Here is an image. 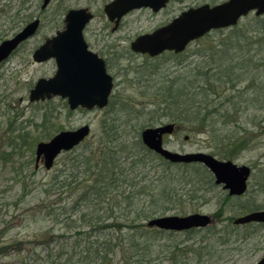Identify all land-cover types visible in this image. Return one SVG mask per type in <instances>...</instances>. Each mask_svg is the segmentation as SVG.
I'll list each match as a JSON object with an SVG mask.
<instances>
[{
    "label": "rangeland",
    "instance_id": "obj_1",
    "mask_svg": "<svg viewBox=\"0 0 264 264\" xmlns=\"http://www.w3.org/2000/svg\"><path fill=\"white\" fill-rule=\"evenodd\" d=\"M109 1L54 0L42 11V0H0V38H11L34 16L41 20L34 38L0 68V264H48V256L56 253H74L77 259L88 236L98 237L109 232L118 234L116 238L121 243L113 258L114 264L133 262L132 253L126 250L122 240L128 230L115 226L117 214L107 210L103 200L93 201L96 212H92L90 201H78L91 183L89 173L83 172L85 167L78 162L85 155L93 163L96 160L94 153L97 151L98 155V150L105 145L102 144L106 139L104 121L113 118L120 121L116 124L128 140L136 139L146 127L169 123L158 118L165 116L166 110L157 107L155 88L165 76L171 77L180 71L186 77L196 66L199 69L209 66L208 69L215 68L233 78L229 83L212 82L221 96L219 101L227 98L223 109L232 112L229 117L217 119L215 128L231 139L215 143L209 130L201 133L203 128L178 125L173 135L165 137V147L178 153H218L239 166H249L253 173L247 193L240 199L227 200L226 191L217 186L206 192L202 200L182 203L177 211L168 212L167 216L207 214L213 223L202 230L156 234L154 244L161 246L162 251L152 257L150 264L257 263L264 256V224L236 225L234 233H229L235 226V218L242 215L238 212L239 206L249 200L264 205V193L258 187L264 173V16H247L236 28L207 35L180 55L164 53L152 59L131 52V41L171 21L183 7L199 0H172L162 13L143 10L131 14L114 32L103 11ZM79 7L89 8L94 14L84 39L106 60L113 76L110 106L89 112L69 111L61 98L30 102L29 92L37 80L53 75L55 70L53 62H33L32 51L46 37L62 29L67 10ZM224 111L220 110L219 115ZM82 125H89L91 134L82 144L59 155L52 170H47L43 163L37 169L34 167L36 146L40 142ZM176 171L171 167V172ZM162 172L163 167L156 163L144 169L143 175L148 181ZM111 199L117 203L115 197ZM76 201L77 209L73 211L71 207ZM64 207L70 211L65 215ZM81 212H92V216L99 215L107 221L91 229H73L72 222Z\"/></svg>",
    "mask_w": 264,
    "mask_h": 264
},
{
    "label": "trees",
    "instance_id": "obj_2",
    "mask_svg": "<svg viewBox=\"0 0 264 264\" xmlns=\"http://www.w3.org/2000/svg\"><path fill=\"white\" fill-rule=\"evenodd\" d=\"M208 68L209 66L199 69L196 66L190 69L191 73H188L186 77L180 71L175 72L171 77L165 76L164 80L156 86L154 95L159 99L157 107L161 108L162 106L166 110L165 116H159V119L164 118L176 126L203 128L201 133H206L204 130H209L213 141L221 144L227 139H231V136L229 137L215 128V121L220 117L231 116L232 112L223 109V103L227 98L224 101L222 99L219 101L221 96L218 95L212 82L229 83L233 82V78L220 74V71L215 68ZM230 68L227 69V73L231 70ZM220 110L226 111L219 115ZM115 119L104 121L103 133L106 139L102 141V144L105 145L101 150H98L100 152L98 155L97 151L94 153L97 157L94 163L88 155H85L82 162H78L79 166L85 167L83 172L89 173V177H91L88 189L78 198V201H90L92 212H96L94 210L96 203L94 204V202L100 203L103 200L102 202L107 205V210H111L112 214H119L115 217V226L128 230V232H124L125 235H122V237L124 236L122 240L127 245L126 250L133 255L132 263L125 262L123 264H150L152 257H157L162 251L161 246H155L154 241L157 237L154 236H161L165 233L172 235L176 232L148 228L147 222L151 218L161 217L171 210L177 211V207H180L182 203L192 204L194 201L202 200L206 192L212 191L213 187L218 185L214 182L213 175L202 165L168 163L161 156L146 148L141 142L140 136L134 138L135 140H128L124 136V130H121L120 125L116 124L120 121ZM124 121L128 123L126 120ZM214 154L218 155L220 159H230L218 153ZM214 154L212 155L215 156ZM156 163L163 167V172L156 179L145 180L143 170L148 169L150 164ZM171 167L176 168L177 171L171 172ZM261 180L258 187L264 193V173ZM113 197L116 198L117 203L113 202L111 199ZM225 197L227 200L240 199V197H230L227 192ZM91 198L93 199L91 200ZM78 201L73 204L71 210L77 209ZM124 202H126L125 205H123ZM255 202L256 200L245 202L238 207V212L244 215L264 209V205ZM118 208L120 210L117 213L115 210ZM68 210L64 207L63 215L70 212ZM92 212H81L72 222L73 229H91L97 227L98 224L105 225L107 220L99 215L92 216ZM119 219L124 222L119 223ZM108 227L110 226H105L107 229ZM232 228L229 234L234 233L237 226H232ZM116 237L118 234L111 232L98 237L88 236L87 244L82 250L83 253L77 259L74 253L50 254L48 264H114L113 258L118 254L117 248L121 245Z\"/></svg>",
    "mask_w": 264,
    "mask_h": 264
},
{
    "label": "water",
    "instance_id": "obj_3",
    "mask_svg": "<svg viewBox=\"0 0 264 264\" xmlns=\"http://www.w3.org/2000/svg\"><path fill=\"white\" fill-rule=\"evenodd\" d=\"M51 0H44L42 9ZM168 0H114L105 5L104 13L108 20L115 23L116 30L123 16L133 9L141 7L152 8L157 12L167 5ZM264 13V0H230L221 6L210 8L208 5L183 12L168 25L154 30L150 34H142L131 42V50L137 54L149 57L161 55L164 51L182 53L187 44L201 38L212 29L235 26L238 18L247 15L251 10ZM64 30L56 36L46 39L33 55L36 62L48 59L56 61V74L52 78H41L30 91V102L45 101L52 97L67 100L69 110L83 108L87 111L97 108L102 110L109 104L114 81L106 70L105 60L87 49L83 38L86 25L93 19L88 8L69 10L65 15ZM40 21L35 19L27 24L13 38L3 40L0 44V63L7 59L12 52L25 40L35 34ZM175 125L167 123L156 127H146L141 132L142 143L151 151L174 164H202L214 176V182L222 186L230 196H243L248 187V179L252 170L247 165L238 166L236 163L218 160L213 155L203 152H173L166 149L163 136L173 133ZM89 125L71 131H61L48 142H40L36 146V165L41 159L48 170L62 151H71L90 134ZM212 223L207 214L192 213L189 215H163L151 218L147 227H155L166 231L183 232L193 228H204ZM264 223V210L236 218L233 224ZM255 264H264V256Z\"/></svg>",
    "mask_w": 264,
    "mask_h": 264
},
{
    "label": "flooded vegetation",
    "instance_id": "obj_4",
    "mask_svg": "<svg viewBox=\"0 0 264 264\" xmlns=\"http://www.w3.org/2000/svg\"><path fill=\"white\" fill-rule=\"evenodd\" d=\"M43 1H44V0H42L41 6H40V9H41L42 11H44L45 9H47V7L50 5V3L53 2L54 0H51L50 3L48 4V6L45 7L44 9H42ZM110 1H113V0H110ZM110 1H109V2H110ZM171 1H172V0H169L167 6H165L164 8H162L161 10H159V11H157V12L153 11V9H152V8H149V7H142V8H140V9H134V10H131L128 14H126V16H124L123 18H121L120 23H119V25H118L119 27H118L117 30H119L120 27H122L121 24L123 23V20H124L126 17H129L131 14H135V13H137V12L140 13V12L143 11V10H144V11H148V12H150V13H152V14L162 13V11H164V10L169 6V4H170ZM181 1L183 2V0H181ZM229 1H230V0H199V1H194L192 4H187L186 7H183L182 10H180L179 15H177V16L182 15L183 12H185V11H188V10H191V9L194 10V9H197V8L203 7L204 5H208L210 8H215L216 6L224 5L225 3L229 2ZM79 8H80V7H79ZM69 10H70V9H69ZM69 10H67V11H69ZM257 11H258V10H252V11L248 12L247 15H245V16H243V17H240V18L238 19V23H237L236 26H233V27H227V28H216V29H214V30H211L209 33H207V34H206L204 37H202V38H205L207 35H210V34H212V33H216V32H218V31L222 32V31H225V30H227V29H233V28H236V27L238 26V24L240 23L241 19L247 18V16H254L255 18H258V17L264 16V13L261 14V15H257ZM177 16H174L173 19H174L175 17H177ZM35 19H38V16H34L33 19H31L30 22L34 21ZM173 19H172V20H173ZM172 20H171V21H172ZM40 21H41V20H40ZM169 22H170V21H169ZM169 22L163 24V25L160 26V27L153 28V29H152L151 31H149V32H144V33H142V34L151 33L153 30L158 29V28H161V27H163L164 25H167ZM28 23H29V22H28ZM26 24H27V23H26ZM26 24H25V25H26ZM40 24H41V23H40ZM25 25H24V26H25ZM109 25H110L111 27H113V28H112V31L114 32V28H115L114 25H115V24H114V23H111V22L109 21ZM39 28H40V26H39ZM39 28L37 29L38 31H39ZM21 29H22V28H21ZM21 29H20V30H21ZM63 30H64V25H63V27H62L61 30H60V29H57L56 32H55V34H56L58 31H63ZM86 30H87V29H86ZM86 30H85V32H86ZM117 30H116V31H117ZM38 31H37L33 36H31L30 38H28L27 40H25V42H24L22 45H20L16 50H14V52H13V54H12L11 56H9L7 59H5L3 62H1V63H0V68L3 67L4 64H5L7 61H9L10 58L14 57L15 54L17 53V51H18L23 45H25V43L29 42V40H31L32 38H34V36L38 33ZM18 32H19V31H18ZM18 32H16V33H18ZM85 32H84V37H85ZM16 33H15V34H16ZM15 34H14V35H15ZM55 34H54V35H55ZM142 34L137 35V37L141 36ZM14 35H13L12 37H14ZM54 35H52V36H54ZM52 36H51V37H52ZM137 37H136V38H137ZM47 38H49V37H46V39H47ZM136 38H135V39H136ZM202 38L195 39V41H198V40H200V39H202ZM2 39H3V38H0V44L3 43V40H5V39H3V40H2ZM46 39H44L43 41L45 42ZM133 40H134V39H133ZM133 40H132V41H133ZM132 41H131V42H132ZM195 41H192V42L188 43V47H189L192 43H194ZM44 42H43V43H44ZM43 43H42V44H43ZM42 44H40V45H42ZM87 44H88V43H87ZM130 44H131V43H130ZM40 45L36 46V48L32 51L31 58H32V61H33V62H35L34 59H33V55H34V53H35L34 51H35L38 47H40ZM129 46H130V45H129ZM188 47H187V48H188ZM88 48H90L91 50H93L90 44H88ZM94 52H96V51H94ZM96 53L98 54V56H101L98 52H96ZM133 53H134V52H133ZM134 54H135V53H134ZM136 55H138V54H136ZM47 62H53V65H54V67H55L54 74L51 75V76H48V77H40V78L48 79V78L53 77V76L55 75V73H56V61H55L54 59H49V60H47L46 62H35V63L45 64V63H47ZM40 78H39V79H40ZM30 91H31V90H30ZM29 93H30V92H29ZM54 98H61V97H53V98H50L49 100L54 99ZM49 100H46V101H49ZM62 100H63V99H62ZM64 101H65V103H67V100H64ZM41 102H44V101H41ZM67 105H68V103H67ZM68 109H69V105H68ZM175 131H177V130H176V126H175V128H174L172 134H167V135H164V136H163V140L165 139V137L170 136V135H173V134L175 133ZM41 163H44L42 159H41V161L39 162L38 165L35 164V168L37 169L38 167H40Z\"/></svg>",
    "mask_w": 264,
    "mask_h": 264
}]
</instances>
